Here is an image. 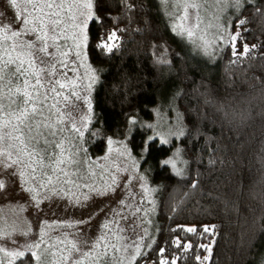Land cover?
Segmentation results:
<instances>
[{"label":"trees","instance_id":"1","mask_svg":"<svg viewBox=\"0 0 264 264\" xmlns=\"http://www.w3.org/2000/svg\"><path fill=\"white\" fill-rule=\"evenodd\" d=\"M94 13L103 23L90 22L87 29V55L99 71L86 133L90 152L103 153L108 138L122 136L139 118L143 123L132 128L129 141L140 156L134 145L149 138L157 109L172 101L185 122L179 143L188 162L184 174L162 162L172 145L153 139L160 150L142 156V169L159 186L158 231L147 256L135 264H261L264 0L242 4L232 39L212 56L173 31L161 0H94ZM113 31L111 53L92 51L100 32ZM214 155L224 164L210 170ZM205 226L212 231L205 233ZM26 260L36 264L30 252L14 264Z\"/></svg>","mask_w":264,"mask_h":264},{"label":"rangeland","instance_id":"2","mask_svg":"<svg viewBox=\"0 0 264 264\" xmlns=\"http://www.w3.org/2000/svg\"><path fill=\"white\" fill-rule=\"evenodd\" d=\"M161 1L173 31L193 44L195 49L210 56L217 55L232 39L233 17L244 3V0ZM86 2L87 0H80L79 7L73 9L76 15L89 11L83 8ZM92 2L90 11L95 17L94 0ZM0 6L5 9L8 7L5 0H0ZM85 32L87 34V29ZM71 37L72 30H69L66 38L57 41L61 48L50 51L55 53L58 60H67L73 68L64 69L61 73L57 63L56 75L53 77L40 72L36 66L29 68V57L23 56L30 82L26 84L24 77L9 80L7 76L15 63L6 62L15 61L17 53L11 48L13 41L10 32L0 28V103L7 104L10 100L22 99L25 91H32L31 84L37 76L41 77L42 82L59 79L64 88L56 85L58 95L48 101L53 107L51 113L46 112V115L50 116L48 123L54 128H63V132L58 131L56 137L63 147H53L52 151L58 159L65 161L63 164L52 162L57 169L53 171L52 167H48L47 160L42 165L32 164L31 167L28 163H20L29 161V157L21 154L18 160L17 149H10L13 153L10 157H2L5 167L0 169V184L5 187L0 189V264H14L21 258L7 253L39 254L46 249L55 253L48 257L51 264H63L61 250L68 255L72 244L78 243L77 236L85 233L93 239L103 234L107 238L106 242L117 248L130 244L132 240H140L142 245L149 244L147 249L141 247L143 252L148 251L156 240L159 186L150 181L147 170L141 167L142 156L132 152L129 141L132 128L143 121L132 118L135 124L131 123L122 136L108 138L103 153L94 155L90 152L86 133L93 115L92 94L99 81V71L89 61L87 51L83 57H75ZM20 39L28 37L22 36ZM65 51L70 54L64 56ZM93 76L96 77L95 80L92 79ZM73 90L79 95V99L72 95ZM28 107L31 109L32 106ZM7 118L5 112H0V126ZM12 119L15 121L16 117L13 116ZM149 126L152 131L150 140L167 141L163 144L173 147L171 155L162 162L171 161L166 165L176 173L184 174L188 162L179 143L185 130V122L177 104L172 101L167 106H159ZM13 143L19 147L18 142ZM5 150L6 145L0 146V152ZM13 168L15 174L10 175ZM60 169L64 171H59ZM49 177L51 184L48 183ZM41 184L44 186L41 187ZM113 184L122 187L111 191ZM101 190H109L110 195L96 196L95 193ZM46 194L52 195L53 199H47ZM86 197L89 198L87 203L90 207L98 208L103 201L108 203L104 211L96 214L91 221L78 224V221L88 215L89 210L72 207L65 209L64 201H84ZM121 199L125 201L123 205L118 203ZM137 208L141 211L136 212ZM105 213H108L107 219ZM105 224L107 228L104 227ZM145 227L149 230L148 235L144 233ZM117 255L124 256L126 253L120 251ZM139 258L132 260L131 264H135ZM125 264H128V260H125ZM261 264H264V256Z\"/></svg>","mask_w":264,"mask_h":264},{"label":"snow or ice","instance_id":"3","mask_svg":"<svg viewBox=\"0 0 264 264\" xmlns=\"http://www.w3.org/2000/svg\"><path fill=\"white\" fill-rule=\"evenodd\" d=\"M7 9L0 6V28L4 31L10 32L13 43L11 48L17 53L15 61H7L6 64L15 63V67L10 69L7 73L9 80L15 77L19 79L24 77L25 83L28 81L29 73L25 69V62L22 59L23 56H28V67L36 66L40 72L45 75H56V65L59 63L60 72L63 73L64 69H72L73 66L65 59H59L56 57L53 51L50 49H60L61 45L57 43L60 38H66V34L69 30H72V48L75 50V57L81 58L86 54L88 48V41L90 37L86 34L85 29L89 28V23L96 24L101 23L98 17H93L90 9L93 7L92 0H87L83 4V8L89 9L87 12H80L79 15L73 11L80 5V0H5ZM244 3H248V0H244ZM243 23V21H241ZM78 29V31H76ZM51 34V35H50ZM115 31L106 35L104 32L99 33L98 40L92 47V51L106 49L107 52L113 51L109 46L108 41H111L115 37ZM191 35V33H189ZM28 37V39H20L21 37ZM7 39V37L5 38ZM247 50V49H246ZM70 53L63 52L64 56H68ZM96 79L95 76L92 77ZM50 85V87L48 86ZM56 85L62 89L64 84L59 79H52L50 81L42 82L41 77L37 76L34 83L31 84L32 91H25L23 98L20 100H10L7 104L0 103V112L7 114V119L0 126V146L6 145V150L0 152V169L5 167V163L2 159L4 155L11 156L13 153L10 149H17V159L21 154H27L29 161H20V163H28L31 167L32 164L42 165L45 160L49 162L48 167H52L53 171L57 169L53 167L52 162L55 164H63L64 160L58 159L53 153V147L62 148L63 145L60 140L56 139L58 131L63 132V128L56 129L50 123H48L50 116L46 115V112L51 113L53 105H50L48 101L58 95ZM72 95L79 99V95L73 90ZM31 105V109H29ZM222 111V109H221ZM15 116L16 120L13 121L12 117ZM227 114L225 113V119ZM135 124V121L132 122ZM133 139H135L133 137ZM13 142H18L17 144ZM167 141H161L160 143H166ZM111 143V141H109ZM138 148V155L145 156L150 155L153 151H158L159 146L156 143L151 142L149 138L141 140L139 145H134ZM219 149H217V152ZM69 163H71L69 161ZM171 161L165 160L163 164H169ZM264 165V161H261ZM223 166L224 160L217 156H212L208 160L209 169H214L217 165ZM59 171H64L60 169ZM15 174V168H13L10 175ZM182 175L181 173H177ZM33 175H35V168H33ZM51 177L48 178V183L51 184ZM44 185L41 184V187ZM5 187L4 184H0V189ZM117 186L112 185L111 191H115ZM192 188L197 190V185L193 184ZM197 194V191L189 193V196ZM203 194V193H200ZM96 196L103 197L110 195L109 190H101L95 193ZM46 198L50 201L53 199L52 195H47ZM264 200V193H261L258 197ZM88 197L84 201L79 200H66L64 201V207L88 209V215L78 221V224H84L93 219V217L99 212H103L107 206L108 201H103L100 206L90 207L87 203ZM94 204V198H93ZM123 205L125 201L123 199L118 201ZM39 204V201H37ZM110 211H112L110 209ZM141 209L137 208L136 212H140ZM108 213H105V219H107ZM107 228V225H104ZM135 231V228H133ZM188 232H193L195 229L188 228ZM205 233H210L212 229L208 226L203 228ZM145 235L149 234L147 227L144 228ZM78 243H73L69 254L65 255L61 250V259L63 264H125V260H128V264H131L132 260L137 257L145 258L146 252L141 251V247L147 249L149 244H141L140 240H132L130 244H125L122 248H117L110 242H106L107 238L101 234V236L93 239L86 233L83 236H77ZM177 246L178 242H177ZM39 247V245H37ZM111 249V251H110ZM123 251L126 253L124 256L117 255L118 252ZM160 253L164 252V248L159 249ZM7 255L13 257H23V252H12ZM55 253L51 249L37 252H32L31 256L35 257L37 264H51L49 256H53ZM199 259V258H197ZM23 264H29V261H24ZM156 264H165L163 259H158ZM172 264H176L175 260Z\"/></svg>","mask_w":264,"mask_h":264}]
</instances>
